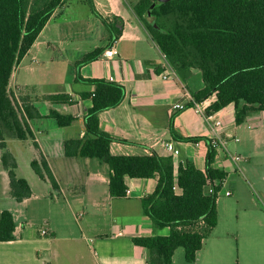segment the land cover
Segmentation results:
<instances>
[{
	"label": "crops",
	"instance_id": "0c3cea01",
	"mask_svg": "<svg viewBox=\"0 0 264 264\" xmlns=\"http://www.w3.org/2000/svg\"><path fill=\"white\" fill-rule=\"evenodd\" d=\"M136 2L95 0L102 16L114 15L124 22L123 34L112 46L118 51L116 56L106 58L102 55L94 62L77 66L86 54L106 46L109 39L101 20L84 0H74L55 11L16 67L10 88L17 96L29 95L42 115L30 123L58 188L54 189L50 182L34 173L49 184L45 193L49 202L63 204L51 191L55 190L59 197H64L69 208L74 204L82 207L83 212L77 213V217L83 214L79 218L83 223L73 227L63 218L57 222L47 220L49 235L42 237L38 230L35 233L20 227L16 212L11 211L17 224L15 240L0 242V264H148L146 249L136 246L133 238L155 234L154 224L144 215L141 205V199L154 191L155 182L126 177L127 197L116 199L110 195L107 164L97 159L65 155L67 140L85 136L84 118L92 107V100L83 95L95 91L94 85L77 81L78 73L83 79H105L126 88L124 102L100 114L101 129L115 139L111 146L114 155L147 156L156 152L162 157L173 158L176 170L186 163L204 170L210 145L216 141L221 147H217L215 167L229 170L231 162L236 165L230 151V141L237 139L236 130L240 126L236 124L234 105L217 114L224 125L218 132L213 131L193 105V95L205 87L202 73L194 70L187 81L178 76L135 14ZM59 94L71 96L76 103L53 104L44 100L45 96ZM215 100V96L208 99L204 108H209ZM176 104L186 108L174 109ZM51 111L72 115L76 121L71 126L59 127L49 116ZM179 137L200 140L184 141ZM11 142L20 146L19 150L13 149L17 154L31 150V167V162L38 158L33 141H8L10 152ZM168 145H173L178 153L170 151ZM26 180L33 195L21 203L16 201L20 208H27L31 200L39 197L33 184L28 178ZM169 233L166 228L157 234L166 236ZM202 252L203 249L194 264H201Z\"/></svg>",
	"mask_w": 264,
	"mask_h": 264
},
{
	"label": "trees",
	"instance_id": "16d2710c",
	"mask_svg": "<svg viewBox=\"0 0 264 264\" xmlns=\"http://www.w3.org/2000/svg\"><path fill=\"white\" fill-rule=\"evenodd\" d=\"M68 1L0 0V149L10 194L19 203L31 198L33 192L29 182L17 175L18 164L8 141H33L38 158L31 162L32 169L54 189L58 184L30 123L42 115L29 95L15 94L10 82L55 11ZM158 1L138 0L134 12L183 81L194 70L202 73L205 87L193 95L194 100L202 103L216 97L206 114L234 105L236 124L242 125L251 113L264 112V0H170L153 7ZM84 2L101 20L109 41L86 54L78 67L98 60L121 38L124 28L120 17L102 16L95 0ZM77 81L94 85L95 91L83 95L92 100L84 118L86 133L82 139L65 142L66 157L97 159L107 164L110 195L116 199L127 197L126 177L153 180L155 189L141 199V205L154 224L155 234L133 238V243L146 249L148 264H173L179 248L185 250L188 263L196 262L205 240L218 226L217 201L230 174L227 168L215 167L217 149L210 145L204 170L193 163L181 164L176 170L173 158L156 152L147 156L114 155L111 146L115 139L101 129L100 114L120 106L126 88L105 79H83L79 73ZM44 100L76 103L67 94L45 96ZM49 116L62 128L76 121L74 116L57 111ZM16 228L13 213L3 211L0 242L14 241ZM166 228L170 230L168 235L157 234Z\"/></svg>",
	"mask_w": 264,
	"mask_h": 264
},
{
	"label": "rangeland",
	"instance_id": "374dc122",
	"mask_svg": "<svg viewBox=\"0 0 264 264\" xmlns=\"http://www.w3.org/2000/svg\"><path fill=\"white\" fill-rule=\"evenodd\" d=\"M236 132L238 141H230V151L232 157L240 160L235 161L237 166L233 162L229 165L230 174L217 201L219 223L205 240L201 264H264V114L251 113ZM16 145V142L9 144L13 155L20 147ZM32 155L30 149L28 153L23 150L17 154V175L28 178L39 197L31 200L27 208H20L10 194L9 177L0 149V216L5 210L14 211L19 226L35 233L51 219L57 222L63 218L73 227L83 223V219L77 217V213L83 212L79 204L69 208L64 197H59L55 190L51 191L63 204L49 202L45 193L50 186L30 167L29 156ZM175 264L194 263H188L185 250L179 248Z\"/></svg>",
	"mask_w": 264,
	"mask_h": 264
},
{
	"label": "built area",
	"instance_id": "2783aa9c",
	"mask_svg": "<svg viewBox=\"0 0 264 264\" xmlns=\"http://www.w3.org/2000/svg\"><path fill=\"white\" fill-rule=\"evenodd\" d=\"M118 54V51L115 47H112V48H109L107 49L104 53H103V56L106 57V58H112L114 56H116ZM165 79H167L168 77L167 76H164ZM207 102L204 101L202 103H199V102H196L194 99H193V105L195 107V109L201 113L202 115H204L207 123L209 124L210 128L215 131V132H218L224 125V121L223 119L218 116L217 114L219 113H215V114H211V115H207L206 114V110L204 108V104ZM186 106L185 105H182V104H176L174 105V109H178V110H183L185 109ZM235 141H238V139H235ZM221 143V142H220ZM221 145V144H220ZM218 142H213L212 143V146L215 147L217 149V147H221ZM224 145V144H223ZM168 149L170 151H174L175 153H178V151H176L174 148H173V145H168ZM232 160L235 162V161H238L240 160L239 157H232ZM213 190L211 189L210 192H212ZM83 214H80L78 216V219L80 217H82ZM39 234L42 236V237H47L49 235V232H48V229H47V226H44V227H41L39 228L38 230Z\"/></svg>",
	"mask_w": 264,
	"mask_h": 264
},
{
	"label": "water",
	"instance_id": "95a60500",
	"mask_svg": "<svg viewBox=\"0 0 264 264\" xmlns=\"http://www.w3.org/2000/svg\"><path fill=\"white\" fill-rule=\"evenodd\" d=\"M168 1H170V0H159L157 3H155V5L153 7H155L159 3H166Z\"/></svg>",
	"mask_w": 264,
	"mask_h": 264
}]
</instances>
